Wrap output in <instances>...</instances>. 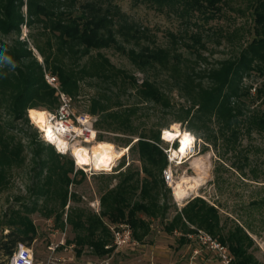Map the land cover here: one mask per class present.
I'll return each mask as SVG.
<instances>
[{
	"label": "rangeland",
	"instance_id": "1",
	"mask_svg": "<svg viewBox=\"0 0 264 264\" xmlns=\"http://www.w3.org/2000/svg\"><path fill=\"white\" fill-rule=\"evenodd\" d=\"M255 1L220 0L218 10L210 13L187 9L179 1L54 0L53 10L72 5L74 16L85 2H92L104 14L112 15L111 29L120 49L110 46L86 54L78 44H73L76 53L70 52L68 46L60 44L57 33L48 32L38 22L23 25L19 34L0 32V46L29 49L42 66L43 58L36 46L48 54L56 53V64L76 81L77 89L69 95L56 76L44 72L46 83V75L56 79V88L47 84L55 91L57 104L52 109H33L56 111L62 93L70 99L74 115L90 118L97 132L96 141L112 143L117 149L128 148L113 162L110 171L77 167L70 154H58L40 139L28 112L26 121H15L7 109H0L8 150L16 144L22 149L16 164L2 172L0 168V216L4 220L18 210L31 219L36 236L30 244H19L32 249L35 264H220L212 251L201 249L187 237L188 233L187 244L180 246L179 238L184 233L165 231L176 212L194 197L217 209L224 234L245 236L252 264H264V60L248 49L256 38ZM22 12L25 15V6ZM125 24L139 29L137 39L118 33V27ZM143 50L163 52L165 63L139 67L130 60L128 52ZM242 56L246 58L244 64L240 63ZM52 59L51 56L50 63L56 61ZM30 61L31 58L22 60ZM225 63H232L238 70L231 76L230 84L222 88V93L233 94L226 102L233 108V119L201 105V92L217 87L208 74L220 70ZM145 82L158 90L164 103L142 95ZM177 122L182 131L193 132L196 140L183 164L177 165L175 161L170 165L168 152L178 146V141L165 142L162 133ZM157 135L167 160L164 169L171 167L172 181L201 175L199 185L190 189L188 198L176 201L171 182L164 181V186L151 192L150 200L164 204L165 214L155 218L138 214L149 224V232L142 241L123 250H112L103 257L95 256L84 245L77 255L75 239L87 232L73 224L78 219L86 221L99 215L100 198L106 192L123 183L133 186V190H128L131 203L147 201L140 198L144 162L132 147L141 136L154 139ZM191 156L192 161L188 160ZM163 170L161 175L155 172V178H163ZM65 172L72 181L68 186L64 182ZM65 191L67 205L61 210ZM104 222L110 232L109 226L113 224L106 219ZM8 229L0 225V239ZM111 242L110 234L108 246ZM8 262L9 257L0 255V264Z\"/></svg>",
	"mask_w": 264,
	"mask_h": 264
},
{
	"label": "trees",
	"instance_id": "2",
	"mask_svg": "<svg viewBox=\"0 0 264 264\" xmlns=\"http://www.w3.org/2000/svg\"><path fill=\"white\" fill-rule=\"evenodd\" d=\"M54 0L43 2L42 0H0V32L8 34L10 32L20 33V28L31 23H41L43 28L51 33H57L62 45L68 46L69 51L74 52L73 44L81 45L86 54L89 50L100 49L104 47L116 46L118 43L114 38L111 26L113 18L110 13H103L100 8L92 2H85L79 6L80 13L74 16L72 5L65 6L64 9H52ZM60 2V0H57ZM154 1H179L187 9L197 11H209L215 13L218 10L217 4L220 0H154ZM5 2V4H3ZM254 5V25L256 38L249 45V51L252 55L264 60V0H256ZM25 6V15L22 8ZM124 37L137 39V30L131 25H121L117 29ZM49 46L50 42H48ZM6 47L8 54L12 56L17 67L12 70L9 67L0 68V109H7L13 120L26 121V112L29 108L47 107L52 109L57 104V96L44 79V72H48L58 78L62 90L69 94L77 89L76 81L73 75L66 72L64 68L56 64L58 56L56 53H46L40 46H36L37 51L43 58L42 66L32 56V52L25 48ZM50 49L52 48L49 47ZM58 48V47H57ZM59 52L60 49L58 48ZM130 60L139 67H145L154 63L164 64L165 56L161 51L143 50L140 53L128 52ZM56 60L50 63V57ZM31 58L28 63L22 62L23 59ZM246 58L242 56L240 63H246ZM238 70L231 63H225L220 70H213L208 77L217 84L216 89L201 92V105L207 106L222 115H227L231 119L235 118L233 108L226 104L228 97L233 94L222 93V88L229 85L231 76ZM121 74L120 72H117ZM125 77V76H124ZM231 93H234L233 91ZM145 98L152 101L164 103L161 94L156 88L147 82L143 83V92ZM4 126L0 124V168L1 172L5 168H11L19 160L21 145L8 150V142L5 138ZM159 136L150 139L144 136L138 138L132 148L138 152L140 161L144 162L141 179L140 198L147 201L131 203L128 197V190L133 186L119 184L115 190L106 192L100 198L102 210L99 215L91 216L86 221L78 219L74 222L75 228H83L87 232L82 238L75 239V245L78 246L76 254H81L84 245L92 249V253L97 257H103L109 254L113 247L106 248L110 242V232L104 222L108 220L111 224L117 225L126 223L132 230L133 239L136 242L142 241L149 232V224L146 220L138 217L142 213L148 218H155L164 215L166 207L150 200L151 192L164 186V180L161 177L155 178V172L161 175L162 170L167 165L166 156L159 147ZM131 148V147H130ZM65 172L64 182L68 186L72 181ZM160 178V180H159ZM3 180V174L0 173V183ZM130 187V188H129ZM67 191L64 192L61 201V210L67 205ZM60 217V215H58ZM0 216V225L7 226L8 233L0 239V255L10 258L18 243L27 242L30 244L35 236L37 229L31 219L19 212L13 210L6 219ZM190 225L195 228L203 229L221 243L227 245L233 255L232 264H252V258L247 253L246 244L243 240L245 236L234 232L224 234L220 217L217 209L209 205L204 200L194 197L189 200L166 224L165 231L173 233L176 230L182 231L184 235L179 238L180 246L187 244L185 237L189 233Z\"/></svg>",
	"mask_w": 264,
	"mask_h": 264
},
{
	"label": "built area",
	"instance_id": "3",
	"mask_svg": "<svg viewBox=\"0 0 264 264\" xmlns=\"http://www.w3.org/2000/svg\"><path fill=\"white\" fill-rule=\"evenodd\" d=\"M46 80L50 86L56 88L57 83L55 77L46 75ZM59 95H60L59 107L54 112H47L48 114H50L49 116H47V121L51 125L53 137L60 138L63 141H67L70 145L74 143L88 145L89 144L88 141H91L90 143L95 142L97 137V132L93 128V125L90 122V118L87 116L89 118L87 124L81 123V120H83L85 116L74 115L70 107V99L62 93H60ZM53 117L54 119H52ZM59 129H67V131H59ZM46 144L54 147V145L51 143H46ZM191 149H193V147ZM67 153L71 155L70 149ZM168 162L170 165L172 164V162H175V159H172L169 156V154H168ZM162 176H163V180L169 184V182L173 180V172L171 167L164 169ZM109 230H110L112 242L111 245L106 246V248L113 247V250L117 251V250H123L129 246L136 245V241L133 239L132 236V230L128 224L121 223L117 225H111L109 226ZM190 230L191 231L187 234V237L190 240L191 239L194 240L200 246L201 249L212 251V253L215 254L220 264H232L233 257L230 254V251L215 237H213L211 234H209L203 229L190 227ZM24 246L26 249H29L31 251V264H35L34 254L32 249L26 245ZM17 250L18 249L16 247L14 251ZM194 253L197 254L198 251L196 250L194 251ZM12 255L9 258L8 264H11ZM27 256L28 253L25 252V257ZM20 264H23V261H20Z\"/></svg>",
	"mask_w": 264,
	"mask_h": 264
},
{
	"label": "clouds",
	"instance_id": "4",
	"mask_svg": "<svg viewBox=\"0 0 264 264\" xmlns=\"http://www.w3.org/2000/svg\"><path fill=\"white\" fill-rule=\"evenodd\" d=\"M4 67H9L12 70H14L17 67V64L12 58V56L8 54V49L6 47L0 48V68H4ZM27 112L30 122L41 133L40 139H42L46 143L53 144L54 147L56 148V151L60 154H66L71 148L72 155L75 158V163L77 166L88 163L87 159L78 158L79 153L83 152L84 149L81 148L77 150L67 141L60 140L59 138H54L52 135L51 127L44 126L47 123L45 117L49 116L50 114L32 108H29ZM52 119H54V117ZM88 119L89 118L85 116L84 119L81 120V123L87 124ZM170 128L175 131L170 132L169 130H164L162 138L168 140V139H173L175 137H180V144L182 146L180 151H183V145L188 143L190 140L191 141L196 140V136L194 135L193 132L188 130L181 132L180 124L178 122L171 124ZM59 131H67V129H59ZM101 165H105L106 170L110 171V169L107 168V161L105 159H101L98 163L95 164V167L99 169ZM16 247L18 250L14 251L12 255L11 264H20V261H23V264H31V251L29 249H26L23 244L18 243ZM25 252L28 253L27 257H25Z\"/></svg>",
	"mask_w": 264,
	"mask_h": 264
},
{
	"label": "bare ground",
	"instance_id": "5",
	"mask_svg": "<svg viewBox=\"0 0 264 264\" xmlns=\"http://www.w3.org/2000/svg\"><path fill=\"white\" fill-rule=\"evenodd\" d=\"M38 111L41 112H46L44 110H39L36 109ZM47 113V112H46ZM46 120V124L44 126L46 127H51V125L48 123L47 121V116L45 117ZM165 130H169L170 132H174L175 130L173 129H165ZM52 131V128H51ZM164 131V130H163ZM181 132H183L180 129ZM162 137H163V133H162ZM55 138V137H54ZM60 139V138H59ZM62 140V139H60ZM163 141L165 142H169V143H174L176 141H178V146L176 148H171L169 150V156L172 159H175L177 165H181L184 162V159L187 158V155L189 153H192V145L194 141H189L188 143H186L185 145H183V151H180L181 149V144H180V137H175L173 139H168L165 140L162 138ZM89 144L88 145H83V144H79V143H74L72 144V146H74L77 150L78 149H84L83 152L79 153V157L78 158H83V159H87L88 163L77 166V167H86L89 168L91 170H106L105 165H101V167L99 169H97L95 167V164L98 163L101 159H105L107 161V168L111 170V167L113 165V162L116 159H119L120 157H122L127 151L128 148H122V149H117L112 143L109 142H105V141H95L90 143L91 141H88ZM70 152H71V156L75 161V158L72 155V150L70 148ZM188 160H194V157L191 156L188 158ZM76 164V163H75ZM109 171V170H108ZM202 178V176L200 175L198 178H189L186 176L181 177V179L179 181L173 182L171 181V186L173 189V196L175 198L176 201H183L184 199L188 198L190 193V189L194 190V188L196 186L199 185V181ZM190 179V181H189Z\"/></svg>",
	"mask_w": 264,
	"mask_h": 264
}]
</instances>
